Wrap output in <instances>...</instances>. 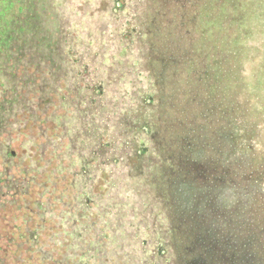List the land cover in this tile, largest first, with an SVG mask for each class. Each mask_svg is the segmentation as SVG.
<instances>
[{
    "label": "trees",
    "instance_id": "16d2710c",
    "mask_svg": "<svg viewBox=\"0 0 264 264\" xmlns=\"http://www.w3.org/2000/svg\"><path fill=\"white\" fill-rule=\"evenodd\" d=\"M100 1L0 0V264H264V0Z\"/></svg>",
    "mask_w": 264,
    "mask_h": 264
},
{
    "label": "rangeland",
    "instance_id": "374dc122",
    "mask_svg": "<svg viewBox=\"0 0 264 264\" xmlns=\"http://www.w3.org/2000/svg\"><path fill=\"white\" fill-rule=\"evenodd\" d=\"M67 3L65 4V11L69 14H73L76 15V17H83L85 16V14H87L88 16L91 14H94L97 9L99 10L101 8V6H96V4H100L102 3V1L96 3V0H65ZM103 9V7H102ZM131 14V13H130ZM97 13H95V17H96ZM99 17V16H97ZM126 21V20H125ZM127 21H130L129 19ZM173 28L175 29H183L184 27H180V25L174 26ZM172 45V43H171ZM179 48V49H178ZM182 48V49H181ZM181 51L184 52V48L181 45H177L176 47H172L169 48L167 50L169 55H172L173 57H181ZM234 67L236 66V64L233 65ZM198 74V73H197ZM184 87H186V84H183ZM166 95H169V91L166 92ZM199 96V95H198ZM216 99L209 97V96H203V100L204 103L201 104L203 105L206 109L211 108L213 106H215L216 103ZM229 107L226 106L225 109H228ZM215 123L218 125L219 122L215 121ZM184 132V129H182L180 131V133L182 134ZM214 156H217V154H215ZM155 157V156H154ZM38 162V161H36ZM35 161L32 163H36ZM154 164L158 163V157L156 156L155 159H153L152 161ZM39 166L42 165V163L39 161ZM69 167L68 163L65 162L63 164V169L65 170V168L67 169ZM141 192L145 193L146 191H149L147 189V187L145 186L144 188L140 189ZM32 195H30L29 197H22L19 200V211L13 212V215H15L18 220L16 221V225H19L22 227V235L27 236L29 235L30 230L27 229H35L37 227L40 226V222L39 219H37V217L35 216L34 212H32V208H33V203L40 197V194L43 193L45 194V197L47 198L48 196H50L52 198V200L49 202V205L52 206L54 203V193L53 190L47 186L44 187V189H40V188H35L34 190H32ZM59 193V192H58ZM57 193V194H58ZM56 194V195H57ZM60 200H68V198L66 196H64V194H62V196H58ZM194 200V199H193ZM55 205H58V203L56 202ZM61 206V205H58ZM17 209V208H16ZM55 213H58L61 215L60 213V209L55 208ZM63 218H56V222H46L43 227L44 230L41 231L40 233L42 234L43 238L48 239V240H52V239H56V236H61L63 235V232L66 231L65 229V225L62 224ZM7 232H12V231H5L3 234H6ZM16 237H18V234H15ZM62 250V251H61ZM61 250H53V260H49L47 262H45L44 264H59L58 262H61V256L62 253H64V249L62 248ZM11 252H15V255L13 257H10L9 261L7 264H32V262H37V260L39 259L37 255H35L33 253V251L31 250H27V246H23L22 248H19L17 250H9L8 253L11 255ZM7 254V253H6Z\"/></svg>",
    "mask_w": 264,
    "mask_h": 264
}]
</instances>
